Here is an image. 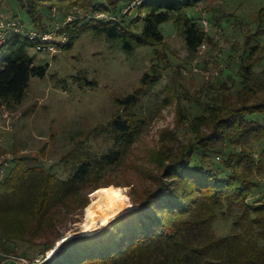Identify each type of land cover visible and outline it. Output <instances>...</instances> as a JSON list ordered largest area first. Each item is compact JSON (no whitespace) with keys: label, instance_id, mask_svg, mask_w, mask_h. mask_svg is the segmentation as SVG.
<instances>
[{"label":"trees","instance_id":"obj_1","mask_svg":"<svg viewBox=\"0 0 264 264\" xmlns=\"http://www.w3.org/2000/svg\"><path fill=\"white\" fill-rule=\"evenodd\" d=\"M17 1L41 31L54 27L58 18L74 16L64 28L69 43L60 48H70L89 30L126 52L153 45L158 53L166 41L162 25L173 21L183 29L193 57L215 42L204 19L214 23V30L224 28L223 17L236 14L226 12L222 3L207 18L201 6L211 0ZM100 13L107 16L98 18ZM238 22L248 39L244 52L228 54L227 65L200 88L182 90L179 130L168 139L165 132L138 167L142 183L133 184L131 202L139 207L92 235L64 241L42 264H264V42L258 38L264 34V9L251 20L259 28L255 44L246 26L250 23L244 16ZM236 40L231 42L237 53L241 43ZM7 46L0 60V107L14 109L31 79L46 77L49 65L36 62L30 53L35 42L26 34L12 33ZM143 81L152 86L159 79L147 73ZM141 93L140 88L117 99L121 110L105 128L111 140L107 151L81 144L64 155L67 175L36 155L15 153L7 174L0 175V264L9 257L8 264H17L15 257L34 263L35 250L44 259L66 236L67 221L97 199L98 188L110 184L106 177L146 128L147 116L137 111ZM220 217L233 218L232 233H217Z\"/></svg>","mask_w":264,"mask_h":264},{"label":"rangeland","instance_id":"obj_2","mask_svg":"<svg viewBox=\"0 0 264 264\" xmlns=\"http://www.w3.org/2000/svg\"><path fill=\"white\" fill-rule=\"evenodd\" d=\"M3 1L9 15H20L29 28L34 27L29 14L17 0ZM137 3L135 1L133 4ZM202 4L203 11L208 10L205 12L207 18L210 9L218 5H222L226 12L236 14L223 17L224 28L215 27L213 30V22L209 21L210 32L216 35L215 42L203 46L195 57L187 48L183 29L173 21L162 25L166 41L159 45L158 53H154L156 46L153 45H140L129 53L105 36H97L89 30L80 33L70 48H59L57 53L38 52L34 48L30 50L38 64L49 65L48 73L46 77L31 79L27 94L17 108L8 109L5 104L1 105L0 152L13 158L15 153L36 155L45 165L52 166L55 172L67 175L62 159L70 150L81 144L91 145L99 153L110 148L111 140L105 128L117 110H121L117 99L141 88L137 111L147 116L146 128L124 161L106 177L110 184L98 188L96 193L98 199L112 185L132 203L133 184L142 183L138 167L142 165L147 152L161 143L165 132H169V137L166 136L168 139L175 134L173 131L179 130L177 109L183 99L179 94L187 89L195 91L205 80L216 75L227 65L225 58L228 54L244 52L248 39L237 29L240 16L250 23L246 26L254 33L251 35L253 44L257 42L258 24L251 20L264 9V0H211ZM56 21L61 22V19ZM258 38L264 42V34ZM235 39L236 43H241L238 45L240 52L237 53L232 51L231 41ZM262 50L260 52L263 54L264 48ZM8 52L7 46L4 54ZM147 73L156 75L159 82L152 86L144 82ZM94 81L95 84L91 83ZM4 108L9 111V117H4ZM184 135L183 130L181 137L184 138ZM99 190H102L100 195ZM90 203L67 221L62 228L63 231L68 230L66 235L84 231L86 209ZM233 221V218L225 220L220 217L215 223L217 233H232ZM22 249L23 244L20 243L19 251ZM39 254L42 253L35 250L32 257L35 256V260L42 258ZM9 259L4 264L10 262ZM27 259L31 262V259Z\"/></svg>","mask_w":264,"mask_h":264},{"label":"built area","instance_id":"obj_3","mask_svg":"<svg viewBox=\"0 0 264 264\" xmlns=\"http://www.w3.org/2000/svg\"><path fill=\"white\" fill-rule=\"evenodd\" d=\"M106 16L107 15L104 13L97 14L98 18H104ZM73 18V15L67 16L63 21L57 22L55 26L48 31H41L34 27L31 29L23 21L20 15H9L8 12H6L4 1L0 0V60L5 55L4 46L7 44L9 36L12 33L26 34L31 40H33V42H35V47L39 51L57 53L60 48V44H67L70 40V34L64 28L70 21L73 20ZM204 25L207 29H209L210 23L206 18L204 19ZM7 108H4V117L10 116ZM12 158L13 156L10 154H0V175L4 176L7 174ZM49 255L50 254H47V257L45 256L44 259L37 258L34 263L24 257L15 258L17 260V264H42L45 259L50 257Z\"/></svg>","mask_w":264,"mask_h":264},{"label":"bare ground","instance_id":"obj_4","mask_svg":"<svg viewBox=\"0 0 264 264\" xmlns=\"http://www.w3.org/2000/svg\"><path fill=\"white\" fill-rule=\"evenodd\" d=\"M133 208H135V205L129 202L127 196L111 185L105 190V193L102 196L95 199L87 207V223L81 234L92 235L101 230L115 218L126 213V211H131ZM69 237L70 236H67L63 240L61 239L59 245Z\"/></svg>","mask_w":264,"mask_h":264},{"label":"water","instance_id":"obj_5","mask_svg":"<svg viewBox=\"0 0 264 264\" xmlns=\"http://www.w3.org/2000/svg\"><path fill=\"white\" fill-rule=\"evenodd\" d=\"M133 205H135V204H133ZM137 207H139L138 205H135V208H137ZM135 208H133V209H135ZM132 209V210H133ZM127 212V211H126ZM129 212V211H128ZM125 214V213H124ZM121 216V215H120ZM118 218V217H117ZM116 219V218H115ZM67 236H69V235H66L65 237H67ZM76 236H86V235H83V234H81V233H79V234H75V235H72V236H70L69 238H67L66 240H64V241H67V240H69V239H71V238H73V237H76ZM64 237V238H65ZM63 238V239H64ZM62 239V240H63ZM64 241H62L61 242V245H62V243L64 242ZM59 242H57V244H56V246L52 249V250H50V255L49 256H54V254L56 253V251L60 248V246L61 245H59Z\"/></svg>","mask_w":264,"mask_h":264},{"label":"clouds","instance_id":"obj_6","mask_svg":"<svg viewBox=\"0 0 264 264\" xmlns=\"http://www.w3.org/2000/svg\"><path fill=\"white\" fill-rule=\"evenodd\" d=\"M50 257H52V256H50ZM50 257H49V258H50Z\"/></svg>","mask_w":264,"mask_h":264}]
</instances>
